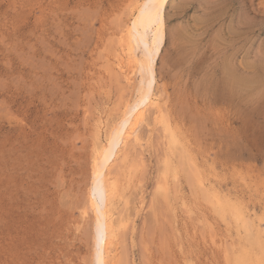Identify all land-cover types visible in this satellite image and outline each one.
Segmentation results:
<instances>
[{"label":"rangeland","instance_id":"rangeland-1","mask_svg":"<svg viewBox=\"0 0 264 264\" xmlns=\"http://www.w3.org/2000/svg\"><path fill=\"white\" fill-rule=\"evenodd\" d=\"M140 2L0 0V264H97L98 154L146 87ZM153 21V101L106 169L110 263L264 264V0Z\"/></svg>","mask_w":264,"mask_h":264},{"label":"bare ground","instance_id":"bare-ground-1","mask_svg":"<svg viewBox=\"0 0 264 264\" xmlns=\"http://www.w3.org/2000/svg\"><path fill=\"white\" fill-rule=\"evenodd\" d=\"M139 1V0H138ZM165 3V0H141V2L139 3L138 7L136 8V10L133 13L132 17L133 20L131 22V26L129 25L128 29L131 33V35H133V30L140 35V37L144 40L145 42V46L144 49H146V52H144V54H142V59L144 62V66L147 68H145V72H142V74H144V76H146L144 78V80H146V87L145 90H143V92L140 93V95L138 96V98H136L135 102H137V104L134 106L132 104H129L125 110L122 112L123 114L120 117V122H119V128L116 129L117 132L116 134H110L108 133V137H107V141L105 144L101 145V150L99 152V164H96L98 167L96 168L97 170L94 173V177H92L93 179V192L97 193L96 191H98L99 193L96 195L100 196V201L96 200L94 201L93 204H95V216L97 219H101L104 217V214L107 213V215L105 216V218L103 219V223L104 225L106 224V220L107 217L110 219V221L107 223V225H105V228L103 229V233L99 242V248L98 251L96 252V262L97 264H111V260L113 259L114 255H113V238H112V225H114L113 222H111V214H110V210H109V198H108V193H109V187H108V182H107V167L109 165V163L111 162L112 156L114 154V152L116 151V148L118 146V144H123L126 140H128V138H130L132 131L136 128V126L139 123V120L141 118V116L143 115L144 111H146V107L148 106V104L153 101L150 91L152 88V84L154 81V62H153V57H152V53L153 55H155V49H153L154 46H159L157 45L159 43V41L161 40L162 36H163V30L161 28V26L157 29H155L154 31L152 30V24L151 22L155 19L158 21V19H160L163 15V5ZM136 4V2H135ZM135 6V5H134ZM136 15V16H134ZM154 23V21H153ZM129 24V23H128ZM140 27V30H138V28ZM153 46V47H152ZM146 47V48H145ZM143 64V63H142ZM141 68V67H140ZM143 71V70H142ZM143 76V77H144ZM155 99V98H154ZM155 101V100H154ZM156 102V101H155ZM155 104V103H153ZM160 110V109H159ZM161 111V110H160ZM160 113V112H159ZM158 113V114H159ZM164 123V122H163ZM169 123V122H168ZM166 127V124H165ZM168 127V126H167ZM165 129V128H164ZM167 132V129H166ZM168 135V134H167ZM169 138V137H168ZM174 138V137H172ZM179 138V137H178ZM106 139V137H105ZM171 139L169 138L168 141H170ZM172 141V140H171ZM177 141V140H176ZM182 143V141H181ZM183 144V143H182ZM180 145V143H179ZM171 147V146H170ZM176 147V146H174ZM120 148V147H119ZM118 148V150H119ZM182 148V145H181ZM99 150V149H98ZM117 150V152H118ZM173 150V149H172ZM179 150V149H178ZM177 150V151H178ZM176 151V152H177ZM180 151V150H179ZM120 153V152H119ZM179 153V152H178ZM177 153V154H178ZM182 157V156H181ZM98 158V157H97ZM96 158V159H97ZM170 167V166H169ZM168 167V168H169ZM94 171V170H93ZM111 190V189H110ZM210 190V189H209ZM208 190V192H209ZM212 190H210L211 192ZM214 191L215 188H214ZM214 193V192H212ZM211 193V195H212ZM222 193V192H221ZM112 194V193H111ZM217 194V193H216ZM219 194V193H218ZM214 195V194H213ZM95 196V195H94ZM119 196V195H118ZM215 196V195H214ZM222 196V195H221ZM111 197V196H110ZM224 197V196H223ZM215 198V197H214ZM218 198V196H217ZM216 198V199H217ZM226 198V197H225ZM96 199V198H95ZM113 200V198H112ZM111 200V201H112ZM219 201V200H218ZM226 201V200H225ZM217 203V202H216ZM223 203V202H222ZM229 203H232L229 201ZM111 204V203H110ZM234 204V203H233ZM236 208V207H235ZM94 209V208H93ZM218 210V208H217ZM235 211V210H234ZM246 211V210H245ZM114 212V211H112ZM219 212V210H218ZM223 212V211H222ZM242 215V214H240ZM233 216V215H232ZM247 216V215H246ZM234 217V216H233ZM239 218V217H238ZM244 218V216H243ZM249 218V217H248ZM120 219V218H119ZM236 220V218H234ZM241 219V218H240ZM258 221V220H257ZM121 222V221H120ZM119 222V223H120ZM242 222V221H241ZM245 222V221H244ZM113 223V224H112ZM122 223V222H121ZM243 223V222H242ZM241 223V224H242ZM122 225V224H121ZM246 225V224H245ZM253 226V225H251ZM121 227V226H120ZM243 227V226H242ZM259 227V226H258ZM247 228V227H246ZM252 228V227H251ZM255 228H257V226L255 225ZM238 229V228H237ZM248 229V228H247ZM254 230V229H253ZM261 230V229H260ZM245 231V230H244ZM255 231V230H254ZM114 232V231H113ZM239 231H237L238 233ZM249 232V231H248ZM252 232V230H251ZM252 234V233H251ZM258 234V233H257ZM260 234V233H259ZM254 235V234H253ZM252 236V235H251ZM261 236V235H260ZM114 237V236H113ZM254 237H257L256 235H254ZM262 238V237H261ZM252 239V238H250ZM260 239V238H259ZM262 240V239H261ZM260 242V241H259ZM98 243V241H97ZM113 244V245H112ZM254 245V243L252 244ZM262 245V244H261ZM97 246V245H96ZM254 247V246H252ZM262 247V246H261ZM255 248V247H254ZM252 248V249H254ZM96 250V249H95ZM261 250V249H260ZM259 250V251H260ZM248 253V252H245ZM260 253V252H259ZM115 254V253H114ZM264 254V253H263ZM244 255V254H243ZM235 256V255H234ZM254 255H251V257H253ZM239 257V256H238ZM245 257V256H244ZM257 257V256H256ZM95 258V257H94ZM237 260V259H236ZM95 261V260H94ZM113 261V260H112ZM238 261V260H237ZM242 261V260H241ZM252 261V260H251ZM236 263V262H233ZM239 264V262H237ZM244 264V263H243Z\"/></svg>","mask_w":264,"mask_h":264}]
</instances>
